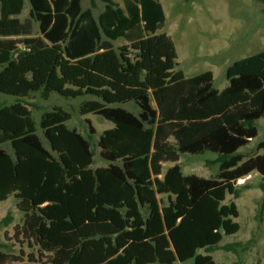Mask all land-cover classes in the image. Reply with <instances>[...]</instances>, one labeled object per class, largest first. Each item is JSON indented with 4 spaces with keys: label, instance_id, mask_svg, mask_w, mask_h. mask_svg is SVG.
<instances>
[{
    "label": "trees",
    "instance_id": "1",
    "mask_svg": "<svg viewBox=\"0 0 264 264\" xmlns=\"http://www.w3.org/2000/svg\"><path fill=\"white\" fill-rule=\"evenodd\" d=\"M100 1L96 17L83 0H0V94L92 97L82 115L114 125L99 140L109 166L93 169L91 142L67 126L69 113L43 115L48 148L27 104L0 107V203L20 201L21 235L39 246L40 264H216L211 253L241 229L228 195L254 173L264 193V141L241 152L264 120V52L231 65L220 91L212 72L177 70L172 38L158 34L159 0ZM209 152L215 177L184 174L182 155ZM165 163L174 166L164 173ZM16 261L0 251V264Z\"/></svg>",
    "mask_w": 264,
    "mask_h": 264
},
{
    "label": "rangeland",
    "instance_id": "2",
    "mask_svg": "<svg viewBox=\"0 0 264 264\" xmlns=\"http://www.w3.org/2000/svg\"><path fill=\"white\" fill-rule=\"evenodd\" d=\"M124 6L121 0H115ZM163 6L166 23L158 34L170 36L176 46L179 67L187 79L206 72H212L215 87L224 89L227 84V69L235 62L264 52V3L262 0H159ZM93 8L96 17L104 10L100 0H83V9ZM29 17V10L22 20ZM39 35L35 25L34 36ZM127 44L121 39L115 43L118 48ZM1 70V69H0ZM92 97L67 99L53 93L45 100L41 93H35L25 99L0 94V107H8L23 101L32 111L38 126V134L49 148L40 123L44 114L57 108L71 115L67 123L70 129L77 130L91 142L95 153L93 169L108 167L102 159L99 140L103 133L114 125L95 115H82V106L94 100ZM138 113L135 105L125 106ZM90 122L91 126L88 124ZM91 127L95 133H91ZM259 136L250 146L241 152L252 156L256 146L264 141V120L257 122ZM11 153V148H7ZM218 155H182L180 166L185 175H196L209 179L219 173ZM169 164L164 167L168 169ZM261 176L253 174L237 185L238 197L228 195L225 205L236 203L240 216L235 220L241 226L234 236H226L220 249L211 253L216 264H264V193L260 189ZM163 198L167 202V197ZM19 200L12 196L0 203V251L17 258L12 264H40L39 246L21 235L25 215L19 210ZM9 224V225H7ZM200 254L206 255L204 250ZM44 256H48L44 254ZM33 258V259H32ZM34 260V261H32ZM44 257L41 262H44Z\"/></svg>",
    "mask_w": 264,
    "mask_h": 264
},
{
    "label": "crops",
    "instance_id": "3",
    "mask_svg": "<svg viewBox=\"0 0 264 264\" xmlns=\"http://www.w3.org/2000/svg\"><path fill=\"white\" fill-rule=\"evenodd\" d=\"M85 10H86V9H85ZM227 86H228V84H227ZM227 86H226V87H227ZM226 87H225V88H226ZM225 88H224V89H225ZM224 89H222V90H224ZM222 90H220V91H222ZM253 142H254V140H253ZM253 142H252V143H253ZM252 143H251V144H252ZM260 143H261V142H260ZM168 164L170 165V166H168V169H170L171 167L174 166L173 163H165V164H163V168L166 167ZM179 164H180V163H179ZM168 169H167V170H168ZM167 170L164 171V173L167 172ZM255 174L259 175L258 173H254V175H255ZM252 175H253V174H252ZM259 176H260V175H259Z\"/></svg>",
    "mask_w": 264,
    "mask_h": 264
}]
</instances>
